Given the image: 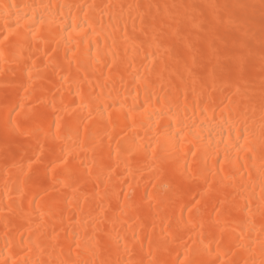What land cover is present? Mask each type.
<instances>
[{
	"label": "bare ground",
	"instance_id": "bare-ground-1",
	"mask_svg": "<svg viewBox=\"0 0 264 264\" xmlns=\"http://www.w3.org/2000/svg\"><path fill=\"white\" fill-rule=\"evenodd\" d=\"M5 36L0 264H264V0H0Z\"/></svg>",
	"mask_w": 264,
	"mask_h": 264
},
{
	"label": "snow or ice",
	"instance_id": "snow-or-ice-1",
	"mask_svg": "<svg viewBox=\"0 0 264 264\" xmlns=\"http://www.w3.org/2000/svg\"><path fill=\"white\" fill-rule=\"evenodd\" d=\"M37 32H38V30H37ZM37 32H33V33H32L31 39H33V40H36V39H37ZM7 39H8V37L5 36V37L3 38V40H0V44H3V41H4V40H7ZM36 71H37V70L35 69V67H33V69L28 70L27 75H28V77H29L30 80L33 78V73L36 72ZM43 115H44L43 113H40V114L38 115V118H39V119H43ZM57 129L59 130V124H57ZM191 264H197V261L193 260V261L191 262ZM200 264H203V262H200Z\"/></svg>",
	"mask_w": 264,
	"mask_h": 264
}]
</instances>
